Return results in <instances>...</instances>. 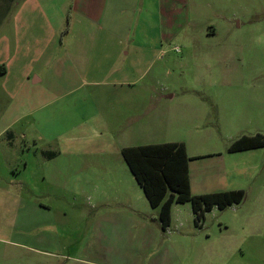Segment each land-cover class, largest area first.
<instances>
[{
    "label": "rangeland",
    "instance_id": "obj_1",
    "mask_svg": "<svg viewBox=\"0 0 264 264\" xmlns=\"http://www.w3.org/2000/svg\"><path fill=\"white\" fill-rule=\"evenodd\" d=\"M162 3L161 33L149 32L148 39L139 31L135 34L140 47L155 45L159 35V49H136L130 56L137 81L134 89L155 96L150 99L145 127L156 137L148 141L184 143L188 155L203 156L191 160V166L207 175L218 169L228 171L227 188L244 190L245 199L225 210L212 208L201 226L195 225L190 203L175 204L171 224L164 232L158 209L149 206L152 231L146 247L124 227L106 240L93 226L98 210L92 206L98 195L92 190L89 195L84 193V186L92 188L95 179H44L41 163L35 159L34 153L48 146L56 123L76 114L85 118L96 114L93 122L74 135L79 137L76 150L86 153L100 148L92 141L96 138L93 124L102 116L101 99L63 96L53 104L54 113L38 111L36 115L45 138L37 141L38 150L30 142L29 116L16 126L26 136L16 138L17 148L7 146L4 153L0 147V264H264V148L228 151L244 135L264 136V0ZM92 6L93 1L86 0L85 11L91 15ZM54 16L56 25L57 12ZM132 16L136 27L140 19L137 14ZM146 20L148 29L154 30L157 20L150 16ZM59 51L52 53V70L39 71L44 78L35 85L39 95L44 89L58 97L63 94ZM171 94H175L173 99L163 98ZM21 100L22 106H28L24 97ZM13 102V98L0 97V127L13 116L8 111ZM21 110L24 116L25 107ZM5 137L0 136V146ZM109 148L112 154L107 163L119 177L110 179L112 183L103 179L101 186L117 189V180L122 184L115 193L125 196L133 175L121 147ZM25 161L30 163L27 172L23 170ZM15 163L23 171L20 175L11 169Z\"/></svg>",
    "mask_w": 264,
    "mask_h": 264
},
{
    "label": "crops",
    "instance_id": "obj_2",
    "mask_svg": "<svg viewBox=\"0 0 264 264\" xmlns=\"http://www.w3.org/2000/svg\"><path fill=\"white\" fill-rule=\"evenodd\" d=\"M92 1L93 15L85 11L86 0H0V66L6 69L0 75V97L14 100L12 109H8L13 116L11 115L7 124L0 127V136H6L0 147L4 153L7 146L9 149L17 148L16 138L20 136L25 139L26 136L21 134L20 127L16 132V126L23 117L29 116L28 126L33 133L30 142L35 143L38 150L37 141L45 139L41 134L39 117L36 116L38 111H45L47 115L54 113L55 101L67 95L74 94L77 99L87 98V95L93 99L100 98L103 113L100 112L102 116L98 123L93 124L96 138L92 141L99 149L86 153L76 150L79 137L75 138L74 135L87 122H93L96 118L95 112L88 118L76 114L69 121L64 118L62 123H56L58 127L55 133L47 139L48 146L38 150L39 153H34L35 159L41 163L44 179H95L91 184L92 188L84 186L85 194L89 195L88 190H92L98 195L92 206L98 210L92 218L94 229L107 240L120 227L128 228L129 235L136 237L138 242L143 241L141 246L146 247L145 242L149 241L148 234L152 231L148 216L150 204L134 176L129 179L131 185L125 196L115 193L120 190L121 182L115 181L117 189L114 190L103 188L101 183L103 179H109L110 182V179L119 177V172L110 169L107 163L112 154L109 146L113 145L115 149L121 147L122 151L126 147L164 144L148 141L150 137H156V134L147 133L145 127L150 99L155 96L148 91L134 89L137 81L133 61L130 60L136 49L144 52L159 49V35L155 45L141 44L142 48L137 45L140 43L135 34L139 31L147 37L149 32L161 33V28L158 31V27L163 15V3L162 0ZM56 12L58 19L55 25ZM135 14L140 19L136 27L133 23L135 17L132 16ZM141 15H145V18H141ZM149 16L157 20L152 31L148 29L149 22L146 20ZM87 33L90 34L86 35ZM56 39L59 40L57 44ZM54 50H60L58 56L64 72L61 86L63 94L58 97L44 89L39 95L40 89L35 88V85L44 81L39 71L52 70ZM23 97L28 106H22ZM174 97L175 94H171L163 98ZM23 107L24 116L21 110ZM96 112L98 114L97 109ZM188 156L193 160L203 158ZM190 162L189 178L193 195L234 190L227 188L228 171L218 169L214 174L207 175L196 166H191ZM19 167L18 163L11 167L15 175L23 173L18 170ZM29 169L30 163L25 161L23 170L27 172ZM32 171L31 169V173ZM113 195H120L123 200Z\"/></svg>",
    "mask_w": 264,
    "mask_h": 264
},
{
    "label": "trees",
    "instance_id": "obj_3",
    "mask_svg": "<svg viewBox=\"0 0 264 264\" xmlns=\"http://www.w3.org/2000/svg\"><path fill=\"white\" fill-rule=\"evenodd\" d=\"M6 69L0 66V75ZM264 148V136H242L228 149L230 153ZM122 157L135 180L142 188L151 208L159 209L161 228L166 231L171 224L174 204L190 203L195 215V225L201 226L206 213L212 208L220 210L238 205L246 196L244 190L193 195L190 189L189 162L184 143H164L123 148Z\"/></svg>",
    "mask_w": 264,
    "mask_h": 264
}]
</instances>
